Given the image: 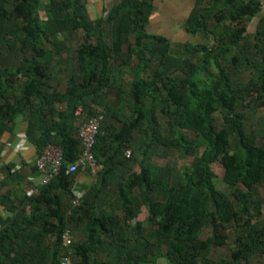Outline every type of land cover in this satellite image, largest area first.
Listing matches in <instances>:
<instances>
[{
	"label": "trees",
	"instance_id": "trees-1",
	"mask_svg": "<svg viewBox=\"0 0 264 264\" xmlns=\"http://www.w3.org/2000/svg\"><path fill=\"white\" fill-rule=\"evenodd\" d=\"M154 3L92 19L85 0H0V142L23 124L38 156L63 152L31 196L25 167L0 163V264H264L262 3L197 0L185 31L205 41L181 56L148 33ZM99 114V171L68 173ZM231 235L228 260L212 259Z\"/></svg>",
	"mask_w": 264,
	"mask_h": 264
},
{
	"label": "crops",
	"instance_id": "crops-1",
	"mask_svg": "<svg viewBox=\"0 0 264 264\" xmlns=\"http://www.w3.org/2000/svg\"><path fill=\"white\" fill-rule=\"evenodd\" d=\"M197 0H155L154 11L150 16V22L147 31L150 34L162 36L171 42L172 52L179 47L183 55L185 47L188 44L199 43L197 39H201L200 35L192 36L185 31V23L192 14ZM88 14L92 19L104 17L108 12L119 4L120 0H85ZM38 154L29 141L26 140L25 126L20 124L16 133L6 134L0 142V163L13 164L15 171H20L25 167L28 175V191L34 190L32 185H39L42 182V174L35 170V164ZM24 164L26 166H24ZM0 178L2 175L0 174ZM92 183V179L83 175L77 184V187L86 191ZM0 208V216H3ZM144 221V220H143Z\"/></svg>",
	"mask_w": 264,
	"mask_h": 264
},
{
	"label": "built area",
	"instance_id": "built-area-1",
	"mask_svg": "<svg viewBox=\"0 0 264 264\" xmlns=\"http://www.w3.org/2000/svg\"><path fill=\"white\" fill-rule=\"evenodd\" d=\"M82 110L79 109L76 112L77 116H80ZM103 120V115L99 114L90 120H88L85 124L80 127L79 137L82 140L83 145V153L78 158V160L69 167L68 173L73 174L81 169L84 173H89L91 178H95L97 172L100 167L96 163L94 155L92 153V149L96 142V137L98 135L100 124ZM62 158L63 152L62 150L53 145H49L41 155L38 156L36 166L39 172L42 174V184H47L50 182L54 176L59 172L62 166ZM19 166H17L18 169ZM37 191L31 190L27 191L28 196L33 195ZM74 200L73 206L77 207L82 202L84 191L80 190L77 186L74 191ZM71 244V233L70 231H66L63 235V245L68 247ZM62 264H72L71 258L69 256L62 257Z\"/></svg>",
	"mask_w": 264,
	"mask_h": 264
},
{
	"label": "rangeland",
	"instance_id": "rangeland-1",
	"mask_svg": "<svg viewBox=\"0 0 264 264\" xmlns=\"http://www.w3.org/2000/svg\"><path fill=\"white\" fill-rule=\"evenodd\" d=\"M260 2L262 3L263 14H264V0H260ZM258 25H259L258 20H255V21L251 22L250 23V27H249V31L250 32H254L257 29ZM197 40H198V42L205 41L203 38H201L200 40L199 39H197ZM181 52L182 51L180 50L179 47L174 51L175 54H181ZM158 163L164 165L165 161L164 160H158ZM214 172H215V174L217 176V178H216V186H217V188L219 190L223 191V192L228 193V189H227L226 185L223 183V176H224L223 167L220 164H216L214 166ZM147 215H148L147 210L145 208H143L137 220L138 221H143V220H145L147 218ZM209 234H210V231L209 230L208 231L205 230L203 232L202 238L205 239L206 237L209 236ZM231 247H233V235H231L228 245H225V246H222V247H218V246L215 247L214 252L211 254V258L214 259V260H217V261H219V260H225V261L228 260V258L230 257V249H231ZM161 264H165V263L162 261Z\"/></svg>",
	"mask_w": 264,
	"mask_h": 264
}]
</instances>
